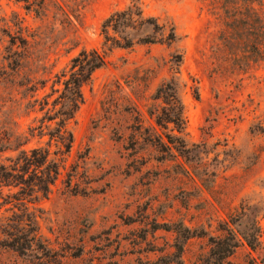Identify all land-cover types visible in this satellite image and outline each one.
I'll list each match as a JSON object with an SVG mask.
<instances>
[{
	"label": "rangeland",
	"instance_id": "1",
	"mask_svg": "<svg viewBox=\"0 0 264 264\" xmlns=\"http://www.w3.org/2000/svg\"><path fill=\"white\" fill-rule=\"evenodd\" d=\"M128 3L95 0L70 35L60 28L51 33L50 16L41 20L13 0H0V53L7 45L1 19L14 13L30 33L58 39L45 69L24 71L46 81L38 91L39 98L50 94L43 111L27 105L30 94L0 81V140L11 141L6 147L15 145V135L28 136L46 111L53 113L64 79L51 93L55 76L67 74L81 50H99L102 22ZM143 8L160 23H173L182 37L176 91L184 107V134L172 125L158 127L147 113L167 109L151 97L171 76V51L137 45L109 53L108 64L81 88L82 103L67 126L70 150L50 142L54 122L28 136L24 149L42 148L57 162L48 192L32 186L19 196L18 187H0V264H264V131L250 132L254 125L264 127V67L239 87L210 78L206 61L213 25L202 6L194 0H144ZM147 69L152 79L140 87L143 98L135 111L125 81ZM168 137L185 148L175 150ZM17 154L7 151L0 161ZM257 227L262 248L252 251L243 235Z\"/></svg>",
	"mask_w": 264,
	"mask_h": 264
},
{
	"label": "trees",
	"instance_id": "2",
	"mask_svg": "<svg viewBox=\"0 0 264 264\" xmlns=\"http://www.w3.org/2000/svg\"><path fill=\"white\" fill-rule=\"evenodd\" d=\"M22 5L26 14H33L35 18L52 19L53 33L60 28L70 35L74 34V23L79 22L82 12L95 0H13ZM144 0H129L128 5L121 10L111 13L101 24L100 33L102 43L100 49L89 51L81 50L69 62V71H62L51 86V93L55 92L54 85L61 82L63 91L52 103L53 110L46 111L38 119V126L28 128V136L33 137L34 132L42 133L48 129L47 123L54 122L55 127L47 133L50 142L60 143L68 152L73 141L72 134L67 126L75 120L77 111L82 103L81 88L89 85L93 74L108 64L107 55L114 50L132 51L135 46L162 45L170 50L167 60L170 78L163 82L152 95L151 99L161 101L167 109L147 111L158 127L165 128L172 125L180 135L185 132L184 107L177 94V82L180 78V68L183 63L182 37L173 23H160L156 18L147 16L143 8ZM211 19L213 31L210 33L207 51L208 76L225 81L234 87H239L256 70L264 67V0H194ZM4 31L7 45L0 53V81L14 84L27 95L30 94L31 107L39 106L43 111L48 106V97H38V91L46 86L45 80L32 79L24 71L32 68L45 69L50 50L58 39L39 31L29 32L24 25V19L18 14L6 20L3 17ZM66 34V35H67ZM152 70H136L128 76L125 84L133 96L132 107L137 110L140 87L148 85L152 79ZM17 80V81H15ZM35 82H34V81ZM115 88L121 89L119 84ZM137 95V96H136ZM198 97V91L195 90ZM131 99V98H129ZM59 109L55 110L56 105ZM136 113V112H135ZM264 131V127L254 125L250 132ZM42 135V134H41ZM12 148L6 147L10 139L0 140V157L7 151L18 152L17 156H5L0 161V187H18V195L23 196L28 190L37 187L38 191L47 193L49 185L53 184L58 175L57 162L49 161V154L42 148L24 149L29 143L26 135H15ZM177 139H175L176 141ZM168 137V144L175 150L185 148L183 141L175 143ZM4 144H6L4 146ZM9 162L6 165L4 162ZM231 220V219H230ZM229 234L234 240L232 230ZM262 230L257 227L254 231L243 235L248 247L255 251L262 248ZM236 246L233 245V248Z\"/></svg>",
	"mask_w": 264,
	"mask_h": 264
}]
</instances>
